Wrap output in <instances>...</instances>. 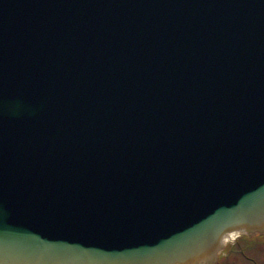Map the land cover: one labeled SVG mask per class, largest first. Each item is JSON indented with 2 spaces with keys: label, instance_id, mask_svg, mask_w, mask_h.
<instances>
[{
  "label": "water",
  "instance_id": "obj_1",
  "mask_svg": "<svg viewBox=\"0 0 264 264\" xmlns=\"http://www.w3.org/2000/svg\"><path fill=\"white\" fill-rule=\"evenodd\" d=\"M264 236V0H0V264H213Z\"/></svg>",
  "mask_w": 264,
  "mask_h": 264
},
{
  "label": "flooded vegetation",
  "instance_id": "obj_2",
  "mask_svg": "<svg viewBox=\"0 0 264 264\" xmlns=\"http://www.w3.org/2000/svg\"><path fill=\"white\" fill-rule=\"evenodd\" d=\"M217 264H264V238H236L230 241Z\"/></svg>",
  "mask_w": 264,
  "mask_h": 264
}]
</instances>
